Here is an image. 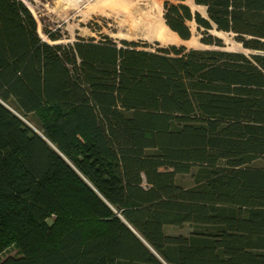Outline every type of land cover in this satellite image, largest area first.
<instances>
[{"label": "trees", "instance_id": "trees-1", "mask_svg": "<svg viewBox=\"0 0 264 264\" xmlns=\"http://www.w3.org/2000/svg\"><path fill=\"white\" fill-rule=\"evenodd\" d=\"M176 1L249 53L50 44L0 0V264H264V0Z\"/></svg>", "mask_w": 264, "mask_h": 264}, {"label": "rangeland", "instance_id": "rangeland-1", "mask_svg": "<svg viewBox=\"0 0 264 264\" xmlns=\"http://www.w3.org/2000/svg\"><path fill=\"white\" fill-rule=\"evenodd\" d=\"M30 10L37 22V31L40 38L50 44H69L77 37L96 40L102 35L112 38L119 43L120 40L140 42L141 49L155 51L164 47L170 41V37L158 30L156 41L153 32L150 31L149 22L154 21V12L160 8L159 0H21ZM188 0H184L187 4ZM193 1V0H192ZM164 2V0H163ZM177 3L176 0H170ZM190 7V6H189ZM190 9L201 11L202 8ZM203 16H205V13ZM192 36L187 42V48L195 49H224L249 53L237 42L232 35L226 32L211 30V34L221 38L223 46L217 47L199 43L200 34L196 31L193 20L187 21ZM162 28V27H161ZM158 29V28H157ZM163 30V28H162ZM165 30V29H164ZM47 32L56 34V41L48 37ZM162 33V34H161ZM167 33V31H166ZM168 34V33H167ZM152 36V37H151ZM162 39V40H161ZM165 39V40H164ZM168 46V45H167ZM166 232L170 234H187L189 227L167 226ZM18 248L10 245L0 254V261L7 256H18Z\"/></svg>", "mask_w": 264, "mask_h": 264}, {"label": "crops", "instance_id": "crops-1", "mask_svg": "<svg viewBox=\"0 0 264 264\" xmlns=\"http://www.w3.org/2000/svg\"><path fill=\"white\" fill-rule=\"evenodd\" d=\"M152 1H156V0H152ZM159 2H160V8H158L156 11H153L154 12V21L152 20V22H149L150 31L153 32V35L156 34V36H154V37H157V38H155L156 41H159L158 40V36H159L158 30H160L161 27H163V29H165L168 33L167 36L170 37V41L168 43H166L165 46H167V45H176V46L184 45V46H187V42L190 40L191 37L189 39H182L174 31L169 29V27L165 24V21L163 18V0H159ZM199 7H203V6H199ZM199 43H201L200 40H199Z\"/></svg>", "mask_w": 264, "mask_h": 264}, {"label": "bare ground", "instance_id": "bare-ground-1", "mask_svg": "<svg viewBox=\"0 0 264 264\" xmlns=\"http://www.w3.org/2000/svg\"><path fill=\"white\" fill-rule=\"evenodd\" d=\"M187 2V5L188 6H190L192 9H197V8H199V6H196L193 2H192V0H188V1H186ZM202 8V10L201 11H203L204 13H205V7H201ZM198 12H200L202 15H203V13L201 12V11H199V10H197ZM163 28V27H162ZM162 28L160 29L163 33H164V35H167V33H166V30H162ZM162 34V33H161ZM160 36V35H159ZM158 36V37H159ZM172 39V38H171ZM162 40V39H161ZM165 40V39H164Z\"/></svg>", "mask_w": 264, "mask_h": 264}, {"label": "water", "instance_id": "water-1", "mask_svg": "<svg viewBox=\"0 0 264 264\" xmlns=\"http://www.w3.org/2000/svg\"><path fill=\"white\" fill-rule=\"evenodd\" d=\"M27 123V122H26ZM28 124V123H27Z\"/></svg>", "mask_w": 264, "mask_h": 264}]
</instances>
